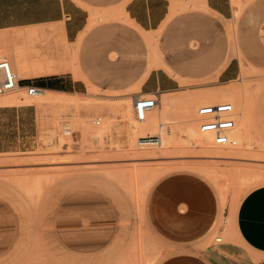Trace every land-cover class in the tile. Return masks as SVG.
<instances>
[{
	"label": "rangeland",
	"instance_id": "obj_1",
	"mask_svg": "<svg viewBox=\"0 0 264 264\" xmlns=\"http://www.w3.org/2000/svg\"><path fill=\"white\" fill-rule=\"evenodd\" d=\"M171 1L164 22H213L219 27L218 36H209L210 30L204 28L167 24L140 32L117 8L92 14L77 54L68 57L47 52L48 43L62 44L59 34L0 31V58L5 52L16 65L30 66L29 81L20 86L47 90L38 98L27 97L23 89L0 95V105L23 109L0 114V122L8 117L10 130L18 131L5 143L13 148L0 151V208L7 214L2 228L13 233L0 251V264H154L170 247L148 225V194L156 181L173 172L193 175L216 192L218 222L203 245L213 247L218 264H264V255L242 244L234 224L241 198L264 185V0H229L232 13L225 18L206 10L202 0ZM124 27L135 32L139 45ZM213 43L211 50L204 48ZM191 44H197L198 54L192 55ZM47 58L53 66L71 67L62 71L69 72L66 77L73 78L74 69L81 72V91L75 93L69 86L68 93L48 91L31 67ZM138 58L144 60L142 77L159 69L153 67L164 60L169 74L183 86H203L167 94L176 106L172 118L142 134L160 136L162 157L141 155L151 150L141 148L134 131L139 123L133 108L137 83L128 92L114 87L124 83V63L131 66ZM229 62L237 69L236 77L218 79ZM207 83L212 85L204 86ZM232 89L239 90L237 103L248 115L249 147L241 157L209 158L211 152L192 146L181 114L182 99ZM200 90L207 91L186 93ZM194 117L199 131L195 112ZM94 237L99 242L89 244ZM7 240L1 237L0 247ZM78 240L80 248L73 243Z\"/></svg>",
	"mask_w": 264,
	"mask_h": 264
},
{
	"label": "crops",
	"instance_id": "obj_2",
	"mask_svg": "<svg viewBox=\"0 0 264 264\" xmlns=\"http://www.w3.org/2000/svg\"><path fill=\"white\" fill-rule=\"evenodd\" d=\"M202 6L223 18L232 13L229 0H202ZM171 7V0H0V31L15 30L17 32L33 29L49 32L53 36L59 34L63 40L62 44L55 47L53 43H48L47 52L56 51L63 57H68L71 54H77L82 40L81 33L85 27L92 24V14L112 13L113 8H117L122 17L140 32L156 31L163 24H167L196 30L204 28L210 30L209 36L213 38L218 36L219 27L213 22L187 24L164 22ZM124 31L130 33L133 39L136 37L135 32L129 28L124 27ZM136 39L139 45V37ZM153 39L155 42V36ZM71 42L74 44L71 46L67 44ZM214 45V43L207 44L204 48L209 51L214 48ZM190 48L192 55L199 53L197 44H191ZM3 57L9 59L18 77L22 79L21 83L29 81L30 66L16 65L12 57L5 52ZM48 59L31 63L35 73L42 76L39 81L48 91L68 93V86L75 93L81 91L80 87L84 86V83L79 80L84 77L81 72L74 69L73 73H70L74 79L66 77L65 74L69 72L62 71L70 70L71 67L53 66ZM153 68L159 69H153L142 77L143 59L138 58L131 66L124 63V83L114 87H120L124 89V92H128V88L137 83V90L133 92L135 95H145V97L149 95L157 98L162 94H184L179 92L203 87L201 85L183 86L181 81L169 74L171 68L164 60ZM130 69L131 75L128 76L126 74ZM236 75L237 69L229 62L217 78L231 80ZM198 76L201 75H193V77ZM210 85L212 84L207 83L204 86ZM46 91L43 90L42 95ZM20 110L23 109L16 105H0V114L8 115ZM16 117L18 119V116ZM4 120L0 122V151L12 149L13 147L5 143L10 142V137L18 133V131L10 130L12 127L8 117ZM22 120L25 122L26 119L22 118ZM30 125L32 126V123ZM16 140L20 142L19 137ZM219 213L216 192L208 183L183 172H173L161 177L148 194L147 221L152 232L161 238L170 250L158 258L154 264H218L213 256V247L204 245L216 228ZM6 216V212L0 208V238L8 237L7 243L0 247V251L9 244L13 236L11 230L2 228L7 224ZM234 224L242 244L251 252L264 255V185L250 189L241 198L234 213ZM95 239L94 237V240H90L89 244L99 242ZM73 243L80 248L79 240Z\"/></svg>",
	"mask_w": 264,
	"mask_h": 264
},
{
	"label": "bare ground",
	"instance_id": "obj_3",
	"mask_svg": "<svg viewBox=\"0 0 264 264\" xmlns=\"http://www.w3.org/2000/svg\"><path fill=\"white\" fill-rule=\"evenodd\" d=\"M19 89H22V88L20 87ZM42 93H43V90L40 92V94L37 95V98L40 95H42ZM240 96L241 94L238 89H232V90L222 91L216 94L209 93V94H203L196 98L186 97L185 99H182L184 103L182 102L183 105L180 106L182 108L181 114L184 118L185 129L191 135V139H192L191 143L193 147L199 148L200 150L204 152L205 151L208 153L211 152L212 154L207 157L214 158V159L234 158V157H241L242 155H244L243 150L249 147L250 142H249V136H248V115L246 113V109L242 108L243 105L240 106V104L237 103V100H239ZM154 99H158L155 106L147 113L146 119L144 121L139 122L134 128V131L139 136L137 139V142H139V145H141V148H146L148 150H151L148 153L141 154L147 158L158 157V156L162 157V152H160V149L162 148L164 144L161 145V139L159 135L157 136H159L160 140L157 144L145 143L141 139L147 135H154V134H146V135H142V134H144L145 132L152 133L160 125L166 123L170 118H172L171 111L175 109L176 107L174 106L175 102L167 94H163V96H160L158 98L154 97ZM220 99H222V101L227 100V102H230L234 109L235 128L232 131L231 135L236 139L235 147L228 146V145L214 144L209 134L203 133L200 130L197 131L195 128L196 125H194V122H195L194 112L196 113L197 107L205 103H216V101H219ZM133 106H134V99H133ZM237 111L239 113L238 117H237ZM99 123H100V119H99ZM166 135H167V138H171L170 129L166 128ZM237 142H238V146L236 147ZM150 145H155V146H150ZM211 147L215 149L210 151L209 149Z\"/></svg>",
	"mask_w": 264,
	"mask_h": 264
},
{
	"label": "built area",
	"instance_id": "obj_4",
	"mask_svg": "<svg viewBox=\"0 0 264 264\" xmlns=\"http://www.w3.org/2000/svg\"><path fill=\"white\" fill-rule=\"evenodd\" d=\"M21 78L17 76L12 64L6 58H0V95L19 89L24 90L27 97L40 94L42 88L26 84L20 86ZM145 95L134 96V114L139 122L146 119L147 113L155 106L157 99L146 98ZM156 97V96H155ZM198 129L210 135L216 145L234 146L236 139L231 135L235 128L234 109L230 102L220 101L199 105L196 110ZM99 123V119L95 124ZM145 143L157 144L159 136L147 135L141 139ZM220 241V239H217Z\"/></svg>",
	"mask_w": 264,
	"mask_h": 264
}]
</instances>
